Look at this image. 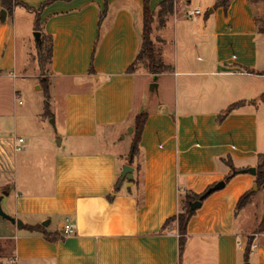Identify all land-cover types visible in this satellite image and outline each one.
<instances>
[{
    "label": "crops",
    "instance_id": "obj_1",
    "mask_svg": "<svg viewBox=\"0 0 264 264\" xmlns=\"http://www.w3.org/2000/svg\"><path fill=\"white\" fill-rule=\"evenodd\" d=\"M14 1L36 9L35 29L53 39L47 85L50 100L58 99L60 143L52 134L40 142L31 134L6 133L10 122L0 125L2 205L24 225L41 227L30 231L0 219L5 231L0 240L13 246L12 261L264 264V231L256 234L257 247L247 261V232L244 223L238 224L243 210L238 211V201L253 189L255 175L237 174L226 181L233 166L256 167L264 155V33L256 21L264 7L231 0L225 9L216 6L218 0H203L208 15L203 17L197 5L189 11L202 13L188 16L194 0H176L175 43L182 42L181 62L170 58L163 38L167 26L155 28L162 32L164 49L158 50L169 69L160 74L154 91L160 90L162 79L174 82V100L140 108L136 90L143 73L129 68L142 46L145 0H55L43 10L48 0ZM163 1L151 0L152 12ZM18 7L23 6H14L6 22ZM13 28L0 26V88L3 79H13L19 94L17 81L27 74L17 73L16 21ZM192 51L200 52L197 58L192 59ZM144 89L143 82L147 102ZM144 111L148 118L141 153L132 163L135 121ZM128 129L130 140L124 136ZM20 138L25 140L21 152L16 150ZM125 164L134 168L133 179L116 189ZM221 180L226 187L204 200L190 220L181 255L177 223L162 232L164 224L180 212L186 192L205 193ZM262 188L253 198L261 199ZM68 217L76 232L65 236Z\"/></svg>",
    "mask_w": 264,
    "mask_h": 264
},
{
    "label": "rangeland",
    "instance_id": "obj_2",
    "mask_svg": "<svg viewBox=\"0 0 264 264\" xmlns=\"http://www.w3.org/2000/svg\"><path fill=\"white\" fill-rule=\"evenodd\" d=\"M13 1L12 7L18 6V1ZM182 0H178L181 3ZM190 3V0L188 1ZM256 4L260 7H264L262 2H256ZM197 5H201L203 8V14L208 15L209 7L205 4L203 0H194L190 6H188V11L191 8H194ZM21 6V5H19ZM3 7V3H0V10ZM187 11V13H188ZM8 16V15H7ZM174 15L170 16L167 20L166 25L167 28H164L165 36L163 38L168 42V48L170 52V58L173 60L172 62L179 61L181 62L183 54L181 53L182 42L179 41V44L176 47L175 43V18ZM188 17V16H186ZM35 13L28 11L24 7H18L17 14H14V18L10 16L6 23L0 24V26L8 27L9 30H14L13 24L16 21V30L18 37V52H19V69L17 71L18 74L26 72L27 77H20L17 81V88L20 89V97H17L18 92L14 93V84L13 79H3L4 83L0 88V125L2 123L7 124L10 122V125L6 128L8 133L11 131L16 136H24L30 137L28 134H31L38 141H43L47 136L52 134V137L56 139V142L59 143L60 138L58 135L60 134V130L57 125V116H58V99L50 100V113L46 112L45 102H46V83L49 81L50 71V60L48 53L44 54V62L43 67L40 63V54L38 49V42L35 37ZM184 20L177 22L179 25L183 23ZM185 21H189L187 18ZM184 21V22H185ZM256 21L258 24V28L263 26L264 23V10L258 12L256 15ZM193 22V21H192ZM173 25V26H172ZM178 25V24H177ZM172 26V27H171ZM155 28H162L161 18L159 17V12H155V22L153 24V33L152 38L155 43L156 49H164V46L159 42V36H162V32L156 31ZM158 30V29H157ZM172 44V45H171ZM200 52L192 51V59L197 58ZM163 59V58H162ZM170 60V59H169ZM167 61V60H166ZM169 62V61H167ZM138 68L145 69L142 70L143 80L138 79L137 82V90H136V103L140 106H145L146 108H155L160 107L162 105H168L167 101L171 99L174 100L175 88L174 82L171 83L169 81L165 84V80L162 79V87L158 91L151 90V85L154 82H158L160 80V74H158V78L155 80V74L149 73L145 67V63L142 60L138 62ZM143 82L145 84V95H148V101L144 100L143 95ZM148 93V94H147ZM20 100L22 103H20ZM161 101L163 104H161ZM137 112V110H136ZM57 115V116H56ZM55 120V123L52 120ZM261 127H260V135L264 139V118L261 117ZM2 127L0 126V129ZM57 136V137H55ZM124 136L131 139V135L129 129L125 132ZM53 139V138H52ZM261 188V187H260ZM259 193V192H258ZM257 193V194H258ZM262 195L261 199L259 196L253 198L252 203L247 205L245 209L240 212L238 217V224L242 226L247 232L244 235V241L247 242L250 237H253V241L255 239L256 234H259L263 231L259 229V226L264 221V186L260 190ZM255 194V195H257ZM3 195V194H2ZM5 205H3V208ZM184 204L182 203V208ZM5 210V209H4ZM244 217V218H243ZM0 219L3 217L0 216ZM243 230V231H244ZM244 231V232H245ZM251 233V234H250ZM5 231L0 229V235H4ZM2 248H5L2 251ZM12 248L10 241L0 240V262L1 264H17L13 259ZM246 264V263H243Z\"/></svg>",
    "mask_w": 264,
    "mask_h": 264
},
{
    "label": "trees",
    "instance_id": "obj_3",
    "mask_svg": "<svg viewBox=\"0 0 264 264\" xmlns=\"http://www.w3.org/2000/svg\"><path fill=\"white\" fill-rule=\"evenodd\" d=\"M53 1L55 0H48L47 2L43 3L40 10H43L47 5L51 4ZM251 1L253 3L260 1L264 5V0H251ZM1 2L3 3V8H5L8 12L13 11L14 7H12V4H13L12 0H1ZM150 2L151 0H145V8H144L145 20H144V30H143V35H142V46H141V49L137 56L136 61L130 66L129 70L134 71L136 69H141L145 71V69L137 67L138 62L143 59L145 63V67L148 70V72L158 75V74L165 72L169 68L164 64L162 55L160 51L156 49L155 43L152 38L153 24L155 22V13L152 12L150 8ZM230 2L231 0H218V2L216 3V6H222L225 9H227ZM17 4L18 6L21 5L25 7L27 10L32 11L37 14V10L30 7L28 4L21 2V1H18ZM175 7H176V0H165L160 4L158 12H159V17L161 18L162 26L166 25L167 20L170 18V16L174 14ZM37 17L39 21V14L37 15ZM36 30L41 31L40 28H37ZM259 31L261 33H264V25L259 27ZM38 49H39V54H40V63L43 67L45 53H48L50 62L52 60V56H53L52 37L45 33H42L41 42L38 43ZM45 85H46L45 107H46V112L50 113V106H51L50 92H49L47 83ZM147 118H148V114L146 113V111L139 113L136 117L134 139H133V145H132V149L130 153V159L132 163L141 153L140 143H141L144 126L147 121ZM256 167H257V174L255 175V178H256V183H258L259 188H260L264 185V155L260 157V162ZM232 169L234 171L239 170V169H236L234 166L232 167ZM234 171L232 174H230L226 178L227 182L231 181L237 175L234 173ZM122 183L123 181L121 180V177H120L116 184V189H119ZM255 194L256 192L252 190H249L246 193H244L238 201V204H237L238 211L244 209L252 201V198ZM202 195L203 193L198 194V193L186 192L182 196V200L180 202V205H181L180 212L176 216L168 219L162 229V232L166 231L174 223H177L181 255H183L185 248H186L187 241H188V225L190 223V220L192 219V217L195 215V213L198 210L196 209L193 212H191V204L195 201H198ZM182 203L184 204L183 208H182ZM24 228H27L30 231L41 229L40 226L35 227V226H28V225H24ZM259 229L261 231H264V221L259 226ZM44 233L46 236L50 235L46 231H44ZM253 242H254L253 237H250L248 241L246 242L245 254H246L247 261L249 260ZM4 250L5 248H2V251Z\"/></svg>",
    "mask_w": 264,
    "mask_h": 264
},
{
    "label": "water",
    "instance_id": "obj_4",
    "mask_svg": "<svg viewBox=\"0 0 264 264\" xmlns=\"http://www.w3.org/2000/svg\"><path fill=\"white\" fill-rule=\"evenodd\" d=\"M7 15H8V11L5 8H2L0 10V22L4 23L6 22L7 19ZM35 37L38 43L41 42V38H42V32L41 31H35ZM158 78V76H155V80ZM158 88V83L154 82L151 85V90H156ZM53 123H55V120H52ZM130 131H133V129L131 128ZM60 143V142H59ZM133 171L134 168L130 165V164H125L123 166V170L121 173V180L124 181L125 179H127L128 181H131L133 179ZM235 174H244V173H250L252 175H256L257 174V167H249V168H245V169H239L234 171ZM264 186V185H263ZM226 187V181L225 180H221L217 183H215L214 185H212L211 187H209L207 189V191L205 193H203V195L201 196V198L198 201H195L191 204V212H193L194 210L200 208L203 204V201L205 199H207L210 195H212L213 193L222 190ZM259 189V185L258 183H254L253 189L252 191L256 192ZM6 195L3 194L0 196V216L3 217L4 219L10 220L13 223H16L18 225V227L23 228L24 227V223L21 219H17L16 217H13L12 215H10L9 213H7L2 205L4 196ZM50 224V221H46L44 222V225L48 226ZM249 264V263H246Z\"/></svg>",
    "mask_w": 264,
    "mask_h": 264
},
{
    "label": "built area",
    "instance_id": "obj_5",
    "mask_svg": "<svg viewBox=\"0 0 264 264\" xmlns=\"http://www.w3.org/2000/svg\"><path fill=\"white\" fill-rule=\"evenodd\" d=\"M202 13L201 9H194L192 11H189L187 13L188 16H194V15H200ZM17 97H20L19 94H17ZM20 103H22V101L20 100ZM24 138H20L18 145L16 146V150L21 152L23 150V143H24ZM76 232V226L74 224V222L68 217L65 219L64 222V226H63V234L65 236H69L72 235ZM239 246L242 247L243 244L241 242H239ZM257 247V245L255 243L252 244L251 249L254 250Z\"/></svg>",
    "mask_w": 264,
    "mask_h": 264
}]
</instances>
